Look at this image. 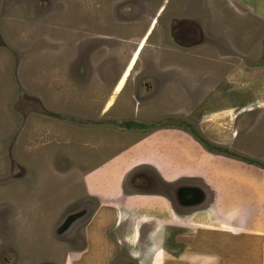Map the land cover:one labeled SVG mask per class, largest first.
<instances>
[{"label":"rangeland","instance_id":"rangeland-1","mask_svg":"<svg viewBox=\"0 0 264 264\" xmlns=\"http://www.w3.org/2000/svg\"><path fill=\"white\" fill-rule=\"evenodd\" d=\"M236 2L0 0V264H75L65 251L81 243L73 222L91 206L80 175L151 130L124 121L188 126L264 165V22ZM250 5L264 12V0ZM160 137L184 143L189 155L172 149L182 163L203 161L227 206L256 205L237 223L262 246L264 173L177 130L147 142ZM216 238L221 250L248 249ZM138 259L126 249L112 263Z\"/></svg>","mask_w":264,"mask_h":264},{"label":"crops","instance_id":"crops-1","mask_svg":"<svg viewBox=\"0 0 264 264\" xmlns=\"http://www.w3.org/2000/svg\"><path fill=\"white\" fill-rule=\"evenodd\" d=\"M253 1L240 0L236 6L243 15L264 22V12L255 10L256 5H250ZM164 130L184 132L200 151L244 162L264 173L261 166L207 149L183 127L139 133L80 175V194L89 198L91 206L81 223L73 222L80 224L81 243L65 251V257H71L75 264H113L117 252L126 253L127 249L132 257H139V264H264V241L261 246L259 234L242 233L237 223L241 210L259 209H253L255 204L251 208L227 206V198L222 199V189L201 159L195 163L191 158L184 164L172 155V149L188 154L177 138L160 137L162 142L155 146L147 142ZM184 180L192 184L186 185ZM162 183L171 188V194L158 189ZM221 232L223 239L241 240L248 249L237 252L222 248V254L216 238Z\"/></svg>","mask_w":264,"mask_h":264},{"label":"trees","instance_id":"trees-1","mask_svg":"<svg viewBox=\"0 0 264 264\" xmlns=\"http://www.w3.org/2000/svg\"><path fill=\"white\" fill-rule=\"evenodd\" d=\"M118 126H120L122 128H127L130 130V129H139V128H142V129H145V128L146 129H158V128H163L165 125H162L160 127H156L153 123L147 124V123L140 122V121L127 120V121H124V122L118 124ZM178 126L183 127L184 129L190 131V133L192 135H194L207 149H209L211 151H214L218 154L227 155L230 157H235L237 159L244 160L248 163L256 164V165L264 168V166L262 164H260L259 162L255 161L253 159L244 158V157L232 152L231 150H227V148H222V147L216 146L215 144H211L210 142H205L202 138L199 137V135L196 134L195 130H193L192 128H190L188 126L187 127H184L182 125H178Z\"/></svg>","mask_w":264,"mask_h":264},{"label":"flooded vegetation","instance_id":"flooded-vegetation-1","mask_svg":"<svg viewBox=\"0 0 264 264\" xmlns=\"http://www.w3.org/2000/svg\"><path fill=\"white\" fill-rule=\"evenodd\" d=\"M143 42H144V39H142V41H140V43L138 44V46H137V48H136V50H135V52L143 45ZM135 52L132 54V56L135 54ZM132 58V57H131ZM131 60V59H130ZM129 61V60H128ZM129 63H130V61H129ZM129 63H128V65H129ZM128 65H127V67H128ZM127 67L125 68V70L127 69ZM125 70H124V72H125ZM124 74V73H123Z\"/></svg>","mask_w":264,"mask_h":264}]
</instances>
